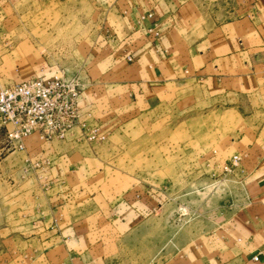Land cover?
<instances>
[{
	"label": "rangeland",
	"instance_id": "1",
	"mask_svg": "<svg viewBox=\"0 0 264 264\" xmlns=\"http://www.w3.org/2000/svg\"><path fill=\"white\" fill-rule=\"evenodd\" d=\"M228 18L232 17L218 20ZM105 21V10L93 0L1 3L0 88L46 62L59 74L78 76L82 91L89 89L93 79L85 60L93 30ZM29 44L34 46L29 57L13 62L10 54L24 55ZM92 72L96 74V69ZM191 91L193 99L165 101L130 117L100 102L95 120L87 123L96 125L104 137L79 144L90 161L83 176L77 173L69 181L61 177L65 163L58 154L74 148L77 141L47 142L33 133L19 149L0 130V264L33 259L38 252L26 250L43 247L39 233L50 230L51 237L57 233L60 215L69 220L93 208L110 209L113 192L122 190L140 192L139 199L150 207L145 214L126 216L127 224L104 226L109 264H163L187 244L207 243L211 234L210 242L216 246L221 213L241 186L234 174L240 162L230 166L227 157L243 153L254 141L264 150V111L255 110L264 107V100L230 92L201 100L198 88ZM229 139L236 142L226 148L223 142ZM67 183L79 186L72 201L65 198ZM55 241L44 243L51 245V254L59 246L53 245Z\"/></svg>",
	"mask_w": 264,
	"mask_h": 264
},
{
	"label": "crops",
	"instance_id": "2",
	"mask_svg": "<svg viewBox=\"0 0 264 264\" xmlns=\"http://www.w3.org/2000/svg\"><path fill=\"white\" fill-rule=\"evenodd\" d=\"M5 1L0 0V4ZM93 2L105 10L107 21L101 28H91L94 34L85 61L90 65L93 84L80 94L82 120L94 121L100 102L109 103L107 109L114 105L117 112L130 117L165 101L183 96L193 99V87L199 89L201 100L228 92L258 95L264 100V0ZM148 12L152 17L143 18ZM222 16L232 18L218 20ZM27 46L23 57L18 52V57L10 54L13 62L29 57L34 46ZM47 60L51 63L50 58ZM41 64L40 69L30 68L29 75L50 77L59 73L56 67ZM94 68L96 74L92 72ZM259 109L264 111L261 106L255 110ZM85 141H77L74 148L58 154L64 158L65 168L60 172L65 181L85 173L90 158L79 146ZM234 142L229 139L223 146L229 148ZM255 142L246 144L243 153L237 151L227 157L230 160L234 154L240 156L241 167L234 174L241 186L239 195L227 200L229 205L221 213L216 246L210 242L211 234L207 243L187 244L163 264H264V150ZM64 186L69 191L65 198L72 201L79 186ZM140 194L133 190L114 191L110 209L93 208L69 220L60 215L57 233L52 237L48 236L50 230L39 233L37 239L43 247L26 250L38 254L23 264H109L106 256L111 250L104 248L103 228L108 223L127 224L128 215L145 214L150 205L139 199ZM51 238L56 239L54 246L59 245L52 254L51 245L44 246ZM256 252L258 259L253 260L251 256Z\"/></svg>",
	"mask_w": 264,
	"mask_h": 264
},
{
	"label": "built area",
	"instance_id": "3",
	"mask_svg": "<svg viewBox=\"0 0 264 264\" xmlns=\"http://www.w3.org/2000/svg\"><path fill=\"white\" fill-rule=\"evenodd\" d=\"M142 17L151 18L152 13ZM82 86L78 76L61 72L50 77L31 74L0 88V130L6 140L21 149L24 139L33 133L46 141L102 139L103 131L80 118ZM229 161L236 166L240 156L234 154ZM258 256L256 252L251 258L257 260Z\"/></svg>",
	"mask_w": 264,
	"mask_h": 264
}]
</instances>
